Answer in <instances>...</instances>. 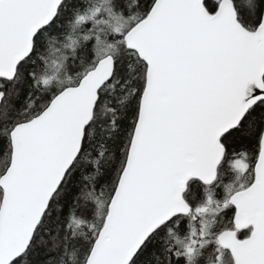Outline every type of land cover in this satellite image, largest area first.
I'll list each match as a JSON object with an SVG mask.
<instances>
[{
	"label": "snow or ice",
	"instance_id": "1",
	"mask_svg": "<svg viewBox=\"0 0 264 264\" xmlns=\"http://www.w3.org/2000/svg\"><path fill=\"white\" fill-rule=\"evenodd\" d=\"M0 264H264V0H0Z\"/></svg>",
	"mask_w": 264,
	"mask_h": 264
},
{
	"label": "trees",
	"instance_id": "2",
	"mask_svg": "<svg viewBox=\"0 0 264 264\" xmlns=\"http://www.w3.org/2000/svg\"><path fill=\"white\" fill-rule=\"evenodd\" d=\"M129 2L131 3V2H133V0H129ZM244 26L247 27L246 25H244ZM246 146H247L246 141H243V140L232 143V144H230V152L232 151V149L241 150V149L245 148ZM232 176L233 175H231L230 172H228V170H227V161H225V163L222 164L218 170V177H217L218 178V181H217L218 186H220L222 188L225 183H227L231 180ZM198 185H199L198 183H194V182L191 183L189 185V191L187 192L185 197L189 198L188 196H192V193L194 192L196 194L197 200H199L201 197V190H200V187ZM217 194H221V196H222L223 193H222L220 188L217 189ZM190 200H191V198H190ZM191 203L194 204L195 202L191 201ZM226 215H227V213H226Z\"/></svg>",
	"mask_w": 264,
	"mask_h": 264
},
{
	"label": "flooded vegetation",
	"instance_id": "3",
	"mask_svg": "<svg viewBox=\"0 0 264 264\" xmlns=\"http://www.w3.org/2000/svg\"><path fill=\"white\" fill-rule=\"evenodd\" d=\"M220 168V167H219ZM219 170V169H218ZM217 177H218V173H217ZM217 181H218V178H217ZM198 183L199 184V182L198 181H191L190 183H189V185L191 184V183ZM189 187V186H188ZM219 189V188H218ZM188 192V191H187ZM187 192L184 194L185 196H186V194H187ZM189 198H187V197H185V198H187L188 200H189V202L191 203V201L192 200H190V198H191V196H188ZM221 197V194H217V198H220ZM225 212L227 213V215H226V217L227 218H231L232 216H234V213H235V208L234 207H230V208H228V209H226L225 210ZM250 231V228L249 229H246V230H242L241 232H239L237 235H238V238H244L247 234H248V232Z\"/></svg>",
	"mask_w": 264,
	"mask_h": 264
},
{
	"label": "rangeland",
	"instance_id": "4",
	"mask_svg": "<svg viewBox=\"0 0 264 264\" xmlns=\"http://www.w3.org/2000/svg\"><path fill=\"white\" fill-rule=\"evenodd\" d=\"M229 182H236V178H235V176H232V177H231V180H230ZM221 191H222V190H221Z\"/></svg>",
	"mask_w": 264,
	"mask_h": 264
},
{
	"label": "water",
	"instance_id": "5",
	"mask_svg": "<svg viewBox=\"0 0 264 264\" xmlns=\"http://www.w3.org/2000/svg\"><path fill=\"white\" fill-rule=\"evenodd\" d=\"M219 169V168H218ZM217 173H218V170H217ZM193 181H195V180H193ZM191 181H189V183H190Z\"/></svg>",
	"mask_w": 264,
	"mask_h": 264
}]
</instances>
